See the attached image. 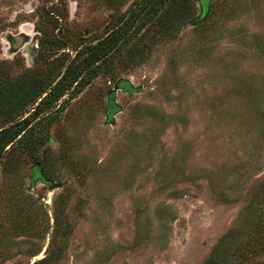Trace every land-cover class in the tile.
<instances>
[{
	"label": "rangeland",
	"instance_id": "374dc122",
	"mask_svg": "<svg viewBox=\"0 0 264 264\" xmlns=\"http://www.w3.org/2000/svg\"><path fill=\"white\" fill-rule=\"evenodd\" d=\"M139 1L0 0V77L40 91ZM161 11L177 19L136 23L104 72L38 118L41 99L9 112L0 95V131L29 119L38 141L0 156V264H202L259 193L264 0ZM40 40L67 48L38 57Z\"/></svg>",
	"mask_w": 264,
	"mask_h": 264
},
{
	"label": "trees",
	"instance_id": "16d2710c",
	"mask_svg": "<svg viewBox=\"0 0 264 264\" xmlns=\"http://www.w3.org/2000/svg\"><path fill=\"white\" fill-rule=\"evenodd\" d=\"M168 2L169 0H140L135 7L130 9L127 20L120 27L112 30L105 39L78 51L63 72L56 73L52 79L42 85L38 92L28 88L12 90L6 80L0 77V95L6 105L9 106V112L13 109H21L22 113L27 112V109L32 108L41 99L29 114L30 119L38 118L48 108L54 107L56 102L67 94H69V99L74 97V93H78L89 79L99 72H104L103 67L108 60L107 58L125 44L127 30L133 28L136 23H140L138 28L147 24L151 25L147 30L153 28L156 23L162 25L167 18H169V24L174 23L173 17L176 19L177 17L172 11H165L164 13L161 11ZM199 21L200 18L197 19V22ZM46 43L43 40L39 41L38 57L40 55L48 56L47 51L54 54L55 51L67 48L60 41L55 43L51 41L49 44L50 46L53 44L52 47L54 48L51 50L52 48ZM85 72L88 73L89 77L82 78ZM127 86L126 81L117 82V87L127 88ZM111 104L113 106V103ZM29 124V119H24V121L0 131V156L18 137L19 142L28 140L27 144L37 141L31 136L30 131L32 129H28ZM40 178L45 181L41 174ZM49 259L50 256H47L33 264H47ZM202 264H264V182L257 196L246 206L238 223L218 240Z\"/></svg>",
	"mask_w": 264,
	"mask_h": 264
},
{
	"label": "water",
	"instance_id": "95a60500",
	"mask_svg": "<svg viewBox=\"0 0 264 264\" xmlns=\"http://www.w3.org/2000/svg\"><path fill=\"white\" fill-rule=\"evenodd\" d=\"M23 37H24V39H25V36H20V38H18V42H19V40H21V39L23 40ZM16 40H17V39H13V40H12L14 44H17Z\"/></svg>",
	"mask_w": 264,
	"mask_h": 264
}]
</instances>
